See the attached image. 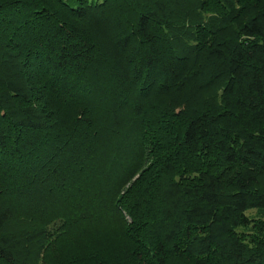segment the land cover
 I'll return each mask as SVG.
<instances>
[{"label": "trees", "instance_id": "1", "mask_svg": "<svg viewBox=\"0 0 264 264\" xmlns=\"http://www.w3.org/2000/svg\"><path fill=\"white\" fill-rule=\"evenodd\" d=\"M0 264H264V0H0Z\"/></svg>", "mask_w": 264, "mask_h": 264}, {"label": "rangeland", "instance_id": "2", "mask_svg": "<svg viewBox=\"0 0 264 264\" xmlns=\"http://www.w3.org/2000/svg\"><path fill=\"white\" fill-rule=\"evenodd\" d=\"M253 211H250V213H252Z\"/></svg>", "mask_w": 264, "mask_h": 264}]
</instances>
